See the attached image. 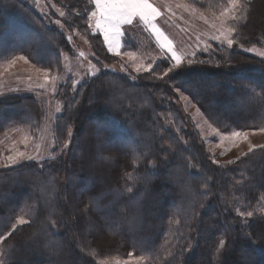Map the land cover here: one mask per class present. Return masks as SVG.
<instances>
[{
  "label": "trees",
  "instance_id": "obj_1",
  "mask_svg": "<svg viewBox=\"0 0 264 264\" xmlns=\"http://www.w3.org/2000/svg\"><path fill=\"white\" fill-rule=\"evenodd\" d=\"M225 2L191 5L209 12ZM90 5L67 0L62 22L109 63L115 57L83 13ZM236 15L231 47L212 42L182 63L158 60L134 80L101 66L59 86L54 158L0 166L2 264H264V148L217 161L178 103L187 96L222 132L264 128V58L247 50L264 48V0H240ZM69 50L24 0H0V65L22 55L59 73ZM38 93L0 95V135L19 127L38 138L46 114Z\"/></svg>",
  "mask_w": 264,
  "mask_h": 264
},
{
  "label": "rangeland",
  "instance_id": "obj_2",
  "mask_svg": "<svg viewBox=\"0 0 264 264\" xmlns=\"http://www.w3.org/2000/svg\"><path fill=\"white\" fill-rule=\"evenodd\" d=\"M24 1L39 15L44 16L47 22L54 24L65 34L70 50L61 53L59 57L61 61L59 73L53 74L47 69L40 68L22 55L14 56L0 65V95L10 91H36L39 92L46 106V114L38 138L34 139L27 130L19 127L9 129L0 135V166L3 167L19 165L26 160L39 163L52 156L54 148L52 123L54 118L62 113L63 108L61 101L56 97L61 84L70 80L73 85H79L87 81L90 76L98 74L101 66L105 70L128 74L132 78L143 71H148L151 68L149 66L156 61L167 58L165 51H162L156 42L153 31L138 20L132 25H121L120 35L114 37L118 42L117 46L109 51L103 34L97 32L95 25L99 13L95 5L91 3L83 12L87 18V24L91 25L90 30L101 35L108 52L115 57L109 63L97 61L93 58V49L87 38L78 30L70 32L62 22V18L68 17L69 13L66 10L67 7H64L67 0ZM149 2L160 11L161 15L156 18L155 23L172 43L180 57V63L195 52L207 51L212 42L228 45L227 40L230 39L231 33L229 27L233 20L229 18L231 13L226 10L231 9V12L236 14L239 4L238 2L233 7L229 0H226L225 4L218 9L201 12L191 5L192 0H149ZM77 9L75 7V10ZM92 11H97V17L90 15ZM49 12L53 15L48 19ZM61 12L64 13L63 16L60 15ZM76 12L78 11L74 13ZM213 37H219V40ZM124 45L129 47L123 49ZM233 45L232 43L231 46ZM247 50L264 58L262 55L264 48L251 46ZM18 57L25 59H17ZM178 103L191 117L197 131L217 161L236 159L248 152L250 147L253 150L264 145V131L261 130L264 128L222 132L206 120L187 96L179 93ZM233 132H239L241 135L233 136ZM145 262L147 260L121 258L99 260V264H146Z\"/></svg>",
  "mask_w": 264,
  "mask_h": 264
},
{
  "label": "snow or ice",
  "instance_id": "obj_3",
  "mask_svg": "<svg viewBox=\"0 0 264 264\" xmlns=\"http://www.w3.org/2000/svg\"><path fill=\"white\" fill-rule=\"evenodd\" d=\"M89 2L95 5L99 13L95 26L97 32L103 34L104 41L107 43L109 51H112L117 46L118 42L114 39V37L120 35L121 25H132L134 21L138 20L139 22H142L146 28H150L153 31L156 42L160 45L161 50L165 51L167 58L170 61L175 62V64L180 63V57L177 55L172 43L167 39L165 34L157 27V24L155 23L156 18L159 17L161 13L157 7H154L153 4L149 2V0H89ZM238 2L239 0H229V3L233 7H235ZM97 11H92L90 15L92 17H97ZM226 11L231 13L229 16L230 19H239V17L234 12H231V9H227ZM60 15L63 16L64 13L61 12ZM89 27H91V25H89ZM229 31H234V29H229ZM110 37H112V39H110ZM213 39L219 40V37H213ZM232 43V39L227 40L229 47H231ZM17 59L25 58L18 57ZM12 62L14 63V61ZM149 67H151V65ZM169 71H171V68ZM261 130L264 131V129ZM232 135L239 136L241 133L233 132ZM260 147L264 148V145H261ZM251 150L252 149L250 147L249 151ZM20 155H23V153H20ZM49 158L52 159L54 157ZM29 159L33 158L29 157ZM128 191H131V188H129ZM240 215L243 216L245 213H240ZM246 215L251 217L253 213L249 211L246 213ZM25 222L26 221L23 219L18 221L19 224H23ZM14 230L15 226H13V231ZM7 235H11V233H8ZM6 238V236H0V241L5 240ZM223 243L224 242L221 241V246ZM0 264H2V262H0Z\"/></svg>",
  "mask_w": 264,
  "mask_h": 264
}]
</instances>
